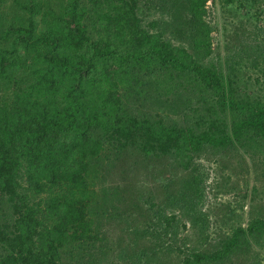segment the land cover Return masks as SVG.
<instances>
[{
	"label": "trees",
	"instance_id": "obj_1",
	"mask_svg": "<svg viewBox=\"0 0 264 264\" xmlns=\"http://www.w3.org/2000/svg\"><path fill=\"white\" fill-rule=\"evenodd\" d=\"M248 2L264 8V0ZM3 7L0 264H73L105 241L98 233L111 217L131 233L126 246L137 264H261L263 23L236 24L222 55L212 46L207 0H11ZM201 158L220 173L209 184L213 199L235 190L247 197L236 207L242 215L223 213L233 215L221 217L213 239ZM122 164L157 182L171 174L156 184L165 190L156 210L162 228L138 231L130 222L129 211L146 219L142 204L154 206L149 189L145 198L130 183L129 197L102 191ZM241 174L252 179L243 194L227 185ZM233 216L238 223L229 222ZM187 223L192 246L173 247Z\"/></svg>",
	"mask_w": 264,
	"mask_h": 264
},
{
	"label": "rangeland",
	"instance_id": "obj_2",
	"mask_svg": "<svg viewBox=\"0 0 264 264\" xmlns=\"http://www.w3.org/2000/svg\"><path fill=\"white\" fill-rule=\"evenodd\" d=\"M244 2H245V6L240 8L236 6V3L225 4L222 0H207V7L209 10V16L207 17V20L210 21L211 25L214 26L215 28L214 30H212L210 35L212 46L214 48V53L221 52V54L223 55L222 52H223L224 44L226 43L228 38L227 35L231 33V30H233L236 24H238L239 22L242 21L248 27H251L252 24L255 23L261 25L262 23L264 24V12H263L264 8L261 9V8H257L256 6H250L248 0H245ZM10 3L11 0H0V8L4 6L3 8L5 9L6 5L8 6ZM257 9L258 12H256ZM12 14L16 16L15 10L14 12L12 11ZM152 17L153 16H151L150 18ZM9 20H12L11 17H6L5 23H8ZM246 160H247L246 164L248 165V168L251 169V167L249 166L250 165L249 158H247ZM199 162L202 163V165H204L203 166L204 168H202L204 172L203 176H206L205 179L207 180L206 182L208 184L206 194L208 198H211V200L209 199L206 201V203L203 205L202 210L204 212L209 213V220L211 222L210 232L212 236L210 239H213L218 233L219 228L224 227L222 219L226 221L227 216L233 215V214H227L226 217H223L224 215L223 213L225 211H227L228 213L229 211L230 213L235 212L234 210L237 207L238 201L240 202L244 201L247 199V197L245 199H242L241 195L238 193L239 190L238 191L235 190V191H230L228 193L222 192L221 194H219L217 199H213L212 198L213 191L209 190V186H210L209 184H211L214 180L221 179L219 177L220 173L215 171L216 169L215 163H211L209 160L205 158H201ZM122 166L120 165L117 166L116 169L114 168L111 174L106 176V178L102 183L103 184L102 191L105 192L106 195L120 192L123 195L128 196V190L126 188V185H129L128 183H130V185L132 186L135 185L139 188L140 191L144 192L143 196L145 198L147 196L146 192L149 189L153 195L152 200L154 202V206H152L151 208V206H149L148 203L142 204L143 207L142 212H145L146 219L133 210L129 211V213L133 212L130 217V222H133L135 220L136 225H134V227L136 226V229L138 231L139 228L144 229L147 226V224L151 226L148 227V232H152L155 229L158 230V228H162L157 226L156 224V222L159 220L158 219L159 215L158 214L156 215L157 212L156 210L159 208L160 203L162 202L161 200H163L165 194V190L162 192L164 188H162V186L160 185H162L164 181L168 180L171 174L165 173L162 179H160V181L158 180L159 182L158 183L156 181L157 179L152 178L155 175L153 174L149 175L150 171H148L147 176H145L144 175L145 170L132 169L139 171L131 174L132 170L128 169L127 166L123 164ZM120 167L122 171L119 170ZM125 168L126 170L124 172L123 169ZM249 173H252L251 170L249 171ZM122 174H126V176ZM250 175L251 174H249V176L248 175L246 176L241 174L239 175L240 177L238 176L236 177L235 175H233V178L229 181V184L227 185L229 186L230 184L232 185L234 183L237 187H240L241 189L240 192L241 194H243L246 186H250L252 184V179H250L251 178ZM245 178L248 179V183H245L244 181ZM157 183L160 185L157 186L156 185ZM98 184L99 182L94 186V189L98 190L99 192V186L101 187V185L98 186ZM227 207H229L230 210H227ZM246 208L247 206L245 205V210ZM4 210H7V208L5 207ZM236 212H238L239 214L238 215L236 213V216L242 215V211L240 209H236ZM175 213L177 212L175 211ZM125 214H128V212ZM243 216L247 217L245 211L243 212ZM123 217L125 216L123 215ZM132 218L134 220H131ZM241 218H239V221L242 220ZM96 220H97V216H96ZM231 221L235 224L238 223V219L235 216L231 217V220L229 222ZM244 222L245 219L242 220V223ZM121 225H124V223L121 222ZM103 226H104L103 228L101 227L99 229L101 233H98V237L102 239H104L103 237H105V241L97 242L94 245V247L89 246L88 249L81 256L76 254L74 257L77 261L72 260L71 263L73 264H137L135 255L130 256L133 249L131 248V246L130 247L126 246L127 244H130L128 242V237L132 238L131 233L126 230H120L119 228H117L118 225L112 217L109 219V221L107 220L106 224ZM104 230H107L106 233H104ZM192 233L193 230H191L189 224L187 223L185 229L181 228L179 230L177 242L175 245H173V247H176L178 245L181 248L192 246L193 244L192 242L194 241L191 235ZM189 237L192 238V240H190ZM148 239L149 237H147V239H142L141 242L144 241L146 243V240ZM170 241L171 240H167V243H171ZM122 249L128 251L125 252ZM257 250L259 251V259L261 261V264H263L264 250L262 247L257 248ZM127 254L128 256L126 257ZM172 258L175 260L174 256H172Z\"/></svg>",
	"mask_w": 264,
	"mask_h": 264
}]
</instances>
